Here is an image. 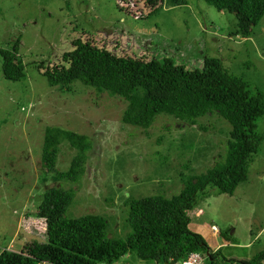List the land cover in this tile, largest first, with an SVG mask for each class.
I'll return each instance as SVG.
<instances>
[{"label": "rangeland", "instance_id": "374dc122", "mask_svg": "<svg viewBox=\"0 0 264 264\" xmlns=\"http://www.w3.org/2000/svg\"><path fill=\"white\" fill-rule=\"evenodd\" d=\"M236 21L234 13L205 0L181 5L161 1L149 5L145 0H0V42L7 47L20 38L26 74L18 80L6 78L0 56V252L47 240L46 221L37 212L41 194L56 184L40 178L48 126L91 138L83 177L66 185L77 190L69 214H106L110 235L122 230L123 194L172 196L183 187L180 172L189 171L185 165L199 174L227 153L231 125L217 112L199 117L195 126L159 114L145 129L123 122L124 97L81 81L69 88L52 86L38 64L47 68L62 63L63 53L82 34L92 41L101 36L97 44L116 54L169 56L191 68L201 66L205 54L220 57L231 72L246 76L251 89L264 91V18L248 38L231 34ZM257 130L264 135V115L257 120ZM189 142L192 145L185 147ZM60 146L57 166L66 169L77 149L66 140ZM206 190L189 211L190 228L228 258L251 259L263 250L264 139L250 163L248 179L233 194L214 187ZM110 195L113 200L107 199ZM201 254L207 256L206 264H212L208 254ZM132 262L148 264L138 258Z\"/></svg>", "mask_w": 264, "mask_h": 264}, {"label": "trees", "instance_id": "16d2710c", "mask_svg": "<svg viewBox=\"0 0 264 264\" xmlns=\"http://www.w3.org/2000/svg\"><path fill=\"white\" fill-rule=\"evenodd\" d=\"M159 1L170 5L187 3V0H145V3L156 5ZM205 1L218 10L235 14L233 35L252 36L264 18V0ZM20 45V38L7 47L0 42L2 71L8 79L18 80L26 75ZM72 45L70 51L63 53L62 63L47 68L42 63L37 66L43 68L52 86L69 88L74 81H81L100 92L124 97L127 106L123 122L145 129L153 125L159 114L195 126L199 117L217 112L231 125L227 153L224 160L199 174L185 165L190 172H180L183 187L172 196L123 194L126 214L122 230L110 235L106 214H69L77 190L66 185L78 183L83 177L92 148L91 138L74 130L48 126L40 178L42 182L52 180L56 184L46 187L41 194L37 212L46 221L47 240L41 245L24 243L18 251L1 250L0 264H115L123 257L127 258L121 264H133V258L156 264L181 259L192 251L208 254L212 264L218 258L222 259L220 264H264V249L251 259L228 258L189 226V211L208 187L233 194L248 179L250 163L264 139L257 130V120L264 115V91L251 89L244 74L231 72L217 56L205 54L202 65L191 68L169 56L119 55L106 46L99 47L83 34L72 40ZM64 140L77 152L69 166L60 169L57 165ZM191 145L189 142L185 147Z\"/></svg>", "mask_w": 264, "mask_h": 264}, {"label": "built area", "instance_id": "2783aa9c", "mask_svg": "<svg viewBox=\"0 0 264 264\" xmlns=\"http://www.w3.org/2000/svg\"><path fill=\"white\" fill-rule=\"evenodd\" d=\"M97 41H92L94 44L98 45L99 47H105L103 45L97 44L99 40L102 38L101 36H94ZM103 44H105V41L103 40ZM107 49H109L106 46ZM113 51L112 49H109ZM207 256L202 255L200 251H192L185 257L178 259V260H173L167 261L166 263H156V264H206Z\"/></svg>", "mask_w": 264, "mask_h": 264}]
</instances>
